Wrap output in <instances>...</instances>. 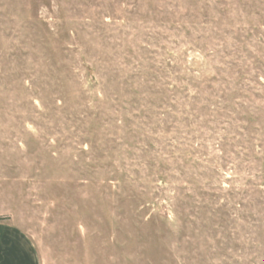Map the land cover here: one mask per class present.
<instances>
[{
	"label": "rangeland",
	"instance_id": "obj_1",
	"mask_svg": "<svg viewBox=\"0 0 264 264\" xmlns=\"http://www.w3.org/2000/svg\"><path fill=\"white\" fill-rule=\"evenodd\" d=\"M0 224L40 264H264V0H0Z\"/></svg>",
	"mask_w": 264,
	"mask_h": 264
},
{
	"label": "crops",
	"instance_id": "obj_2",
	"mask_svg": "<svg viewBox=\"0 0 264 264\" xmlns=\"http://www.w3.org/2000/svg\"><path fill=\"white\" fill-rule=\"evenodd\" d=\"M0 264H40L29 240L5 224H0Z\"/></svg>",
	"mask_w": 264,
	"mask_h": 264
}]
</instances>
